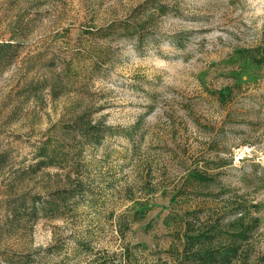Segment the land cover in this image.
<instances>
[{
    "label": "rangeland",
    "instance_id": "obj_1",
    "mask_svg": "<svg viewBox=\"0 0 264 264\" xmlns=\"http://www.w3.org/2000/svg\"><path fill=\"white\" fill-rule=\"evenodd\" d=\"M0 47V264H187L241 214L264 264V0H0Z\"/></svg>",
    "mask_w": 264,
    "mask_h": 264
},
{
    "label": "trees",
    "instance_id": "obj_2",
    "mask_svg": "<svg viewBox=\"0 0 264 264\" xmlns=\"http://www.w3.org/2000/svg\"><path fill=\"white\" fill-rule=\"evenodd\" d=\"M125 32H129V29L126 28ZM129 34V33H127ZM6 45V44H5ZM1 49V47H0ZM220 94L222 96L226 95L223 92ZM219 94V95H220ZM95 128L91 126L86 134H93ZM197 169H190L188 171L189 177L196 178ZM199 182H205L203 177L196 178ZM253 227H256L258 218L254 217L251 220ZM234 231L230 236L221 238L222 241H213L212 238L206 239L205 235H186L185 240L181 239L180 244L177 249L180 248V259L182 262H187V264H240L239 260L241 258V247L248 239V235L251 229L244 226L243 214L239 216L238 219L234 221ZM127 262H124L126 264ZM245 264V263H244Z\"/></svg>",
    "mask_w": 264,
    "mask_h": 264
}]
</instances>
